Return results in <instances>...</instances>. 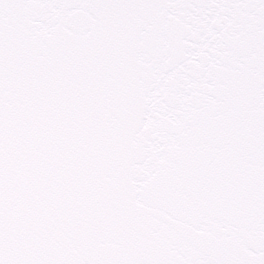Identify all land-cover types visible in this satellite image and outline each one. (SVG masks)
I'll list each match as a JSON object with an SVG mask.
<instances>
[{"label":"snow or ice","instance_id":"snow-or-ice-1","mask_svg":"<svg viewBox=\"0 0 264 264\" xmlns=\"http://www.w3.org/2000/svg\"><path fill=\"white\" fill-rule=\"evenodd\" d=\"M0 264H264V0H0Z\"/></svg>","mask_w":264,"mask_h":264}]
</instances>
